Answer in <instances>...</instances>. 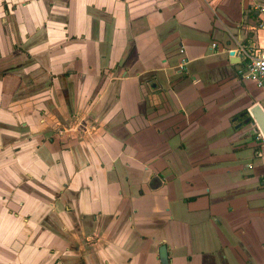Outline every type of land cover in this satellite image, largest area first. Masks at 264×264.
I'll return each instance as SVG.
<instances>
[{"label":"crops","instance_id":"obj_1","mask_svg":"<svg viewBox=\"0 0 264 264\" xmlns=\"http://www.w3.org/2000/svg\"><path fill=\"white\" fill-rule=\"evenodd\" d=\"M227 1L0 0V264H264Z\"/></svg>","mask_w":264,"mask_h":264},{"label":"rangeland","instance_id":"obj_2","mask_svg":"<svg viewBox=\"0 0 264 264\" xmlns=\"http://www.w3.org/2000/svg\"><path fill=\"white\" fill-rule=\"evenodd\" d=\"M233 1H235V0H228L227 5L231 6ZM250 9L251 10H249V8L247 9L248 10L247 11V14H248L247 18L242 20L238 24L242 25L241 28L244 29V32L246 35L245 36L246 38H244V39L248 43H254L258 47H264V29L262 27V24L264 23V2L258 3V2L252 1V4L250 5ZM226 10H228V12L226 14L227 20L228 19L233 20V18L231 17V15L234 13L232 11V9H230V8L227 9V7H226ZM152 39H155V37ZM237 39H239V37L234 36V38H233L234 43L236 42ZM148 46H150V43H148ZM247 84H248V90L253 95V96L251 95L253 98L252 97L249 98L247 109L249 110L255 104H261L262 107L264 108V90L262 88L258 87L256 85L255 81H253V80H248ZM256 99L259 100L261 103H259ZM244 102H245V100L240 102V105H242V104L244 105ZM242 128L244 130L243 133H246L244 138L248 135L247 136L248 139L245 143L253 142L255 144V145L253 144L254 147H256V146L260 147V149L256 152V157L263 158V162H261V163L264 165V146L258 140L253 141V138H252L253 135H255L258 131L257 125L249 123L246 126L243 125ZM56 132L59 133V130ZM249 161L251 163H253V159H249ZM254 165H255V163H254ZM237 179L238 178H236V176L234 175L233 180L236 181ZM254 184H255L254 181H250L246 184V186L250 190L251 194H252L253 189H254Z\"/></svg>","mask_w":264,"mask_h":264},{"label":"built area","instance_id":"obj_3","mask_svg":"<svg viewBox=\"0 0 264 264\" xmlns=\"http://www.w3.org/2000/svg\"><path fill=\"white\" fill-rule=\"evenodd\" d=\"M264 29V23L262 24ZM237 52L241 57L242 64L238 68V74L244 80H253L256 85L264 90V47H258L254 43H248L236 40ZM214 48L217 45L213 44ZM181 47V52H184ZM186 58L180 63V68L186 65Z\"/></svg>","mask_w":264,"mask_h":264},{"label":"flooded vegetation","instance_id":"obj_4","mask_svg":"<svg viewBox=\"0 0 264 264\" xmlns=\"http://www.w3.org/2000/svg\"><path fill=\"white\" fill-rule=\"evenodd\" d=\"M252 4V1H250L249 2V4H248V6H246V8H245V10L246 11H248L247 9L249 8V10H251L250 9V5ZM241 26L242 25H237V27H236V29H237V31L238 32H240V33H242V32H244V29L243 28H241ZM241 41H243V42H246V40L245 39H241ZM236 44H235V47L233 48V49H230L229 50V52H230V55L233 57V58H235L236 59V62H234V63H236V64H238V68H240V66H241V64H242V61H241V57H240V55L238 54V52H237V48H236ZM214 48V47H213ZM218 50V48H216V51ZM232 51H234V54H231V52ZM184 52H185V50H184ZM183 52V53H184ZM181 63V62H180ZM180 63L178 64V66H177V70L180 72V73H183V72H185L186 71V65H187V61H186V65L185 66H183L182 68H180ZM248 113H249V115H248ZM237 120H239V122L236 124V128H238V130H240V129H243L242 127H243V125H248L249 123H252V124H254V120H253V118L251 117V112H250V109H249V111H242L241 113H240V115H239V117H238V119ZM256 125V124H255ZM238 126V127H237ZM257 129H258V127H257ZM243 131L244 130H242L241 132H240V134H239V137L238 138H236V140H234L233 141V143H236V146H246V145H248V144H250V145H252L253 147H254V143L253 142H248V143H245L246 141H247V136L244 138V136L246 135V133H243ZM253 141H259V139L260 138H263V135L261 134V132L259 131V129H258V131H257V133L255 134V135H253ZM260 142V141H259ZM263 146H264V138H263V142H260ZM254 144V145H253ZM256 147H259V146H256ZM256 147H254V150L255 151H258L259 149H260V147H259V149H255ZM263 159V158H262ZM155 180H157V179H155ZM162 181H164L163 179H162ZM159 185H160V183H159ZM258 186H259V189L260 188H262V189H264V177H262L261 178V181L259 182V184H258Z\"/></svg>","mask_w":264,"mask_h":264},{"label":"water","instance_id":"obj_5","mask_svg":"<svg viewBox=\"0 0 264 264\" xmlns=\"http://www.w3.org/2000/svg\"><path fill=\"white\" fill-rule=\"evenodd\" d=\"M231 54H234V51L231 52ZM251 117L254 120V124L257 125L259 131L263 135L264 138V108L260 104H255L250 108ZM165 246L161 248V253L164 256L165 254Z\"/></svg>","mask_w":264,"mask_h":264},{"label":"trees","instance_id":"obj_6","mask_svg":"<svg viewBox=\"0 0 264 264\" xmlns=\"http://www.w3.org/2000/svg\"><path fill=\"white\" fill-rule=\"evenodd\" d=\"M248 115H249V113H248ZM259 141L263 142V138H260ZM255 149L257 150V149H259V147H256Z\"/></svg>","mask_w":264,"mask_h":264}]
</instances>
